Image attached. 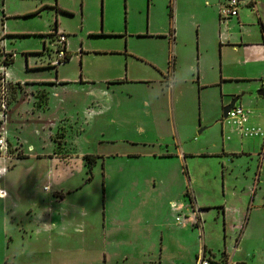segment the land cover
Instances as JSON below:
<instances>
[{
	"label": "rangeland",
	"instance_id": "rangeland-1",
	"mask_svg": "<svg viewBox=\"0 0 264 264\" xmlns=\"http://www.w3.org/2000/svg\"><path fill=\"white\" fill-rule=\"evenodd\" d=\"M245 8L258 23L253 8ZM169 14L166 0H0V34L4 23L10 36L6 48L14 54L10 73L22 83L12 106L9 134L11 141H20L25 153L10 174L0 179V189L6 193V200H0V264H160L157 231L165 218V196L188 202L187 192L199 206H211L203 218L206 232L215 248L223 250L226 236L228 244L233 236L222 220L216 225L225 191L228 203L236 209L240 205L245 214L252 199L250 185L264 198V170L258 179L261 168L256 157L264 154L263 139L245 138L232 147L226 141L229 152L244 153L229 158L222 151L223 110L218 125L187 128L200 115V96L190 84L173 108L163 99L156 101V88L123 84L113 85L111 97L102 101L92 98L88 90L69 86L58 91L60 99L53 98L50 111H40L48 96L37 83L56 79L44 51L50 47L47 39L56 24L70 39L72 52L82 45L89 53L84 63L76 57L61 67L59 79L79 80L83 70L85 78L126 79L128 67L139 65L129 58L130 52L163 46L159 38H137L138 34L168 32ZM256 80L237 103L250 107L253 126L264 131V98L258 95L261 84ZM245 88L243 82L232 83L226 91L242 96ZM135 90L143 94L135 97ZM86 107L102 109V113L86 121ZM64 132L71 142L76 141L75 152L93 156V163L83 167L79 160L73 172L58 173L51 180L48 160L63 155ZM180 152L190 153L182 163V176L177 167ZM164 154L173 156L157 158ZM263 205L260 200L252 203L251 208H258L257 221L252 236L244 241V253L238 255L248 264H264V247L254 239L257 233L264 234ZM142 209L149 215L130 229L129 222ZM235 211L231 214L236 217ZM57 213L64 217L65 226L52 224ZM252 250H257L255 259ZM185 259L188 263L164 254L161 264H194L191 255Z\"/></svg>",
	"mask_w": 264,
	"mask_h": 264
},
{
	"label": "crops",
	"instance_id": "crops-1",
	"mask_svg": "<svg viewBox=\"0 0 264 264\" xmlns=\"http://www.w3.org/2000/svg\"><path fill=\"white\" fill-rule=\"evenodd\" d=\"M239 1L238 16L228 20H222L219 16V10L223 5H226L229 0H200L199 2L193 0H166L167 8L170 13L166 22L167 25H169L167 28H170L168 32H149L150 35L147 34L144 37H142L143 33H140L137 36V38L146 39L159 38L163 42V46L141 53L130 52L129 58H131V60L136 59L139 65L128 67L129 70L126 79L117 78V76L101 80H95L91 77L85 78L84 70L79 80L59 79V69L61 67L70 64L76 57H80V62L84 63V56L89 54L85 53L86 50L83 49L82 45L79 51L75 53L72 52L70 50L71 41L67 39L69 60L59 67H52L54 68L53 70H55V77L57 80L55 78H49L44 82L37 83V85L41 87L40 90L45 91L48 96L47 103L44 106L45 109L42 108L40 111L43 113L50 111L53 98L60 99L58 91L65 90L69 86H76L82 91L88 90L92 98L102 101L105 99L107 100V97H111L110 88L113 85L123 84H130L134 87L138 86V88H140V86L156 88L159 92L156 96L157 98H155L157 99L156 101L165 100L168 106L171 105L173 108L177 99L183 93L184 87L190 84L193 86L194 92H198L200 96V115L197 121L194 120V118L191 119L188 123V127L184 126V128H190L192 126L195 127L194 130H196L202 126L209 127L214 123L218 125L219 120L217 119H220L224 107L229 105L235 98L239 100L242 97V99H244V97L247 96L245 95V91L249 93L252 89V79L255 78L257 79L256 81L259 82L264 74V0ZM245 7L253 8L252 14L256 13L255 16L258 17V23L254 19H250L251 13H249ZM261 9H263V12ZM260 25L262 26L261 34L263 40L261 39L259 31ZM149 27L152 28V25L150 24ZM55 29H57V24L55 25ZM3 35L10 38V36H8L9 34L6 32L4 23H2V35L0 34V37ZM12 64H14V58L12 59ZM139 69L140 72L138 71ZM11 78L13 81H18L14 72H11ZM242 82L246 85L242 96L226 91V86L229 84H238ZM134 92L135 97L143 94V92H138V90ZM20 93L21 89L19 93L16 94V98ZM240 106L247 110L250 109V107L244 104H240ZM131 111H133L132 113L134 114V111L137 112L138 108L132 109ZM101 113L102 109L94 110L90 107H86L83 116L87 121L94 115H99ZM253 115L254 113L250 111V118L248 121L250 127H254ZM148 116L152 117L150 114ZM56 121L58 123L62 122V120ZM57 122L56 124L52 122L53 124L51 123V125H57ZM178 126L179 124L176 121L175 128ZM221 126L222 137L225 139L222 146L223 154L229 158L243 155L244 153H239L237 152L238 150L232 153L229 152L228 146L226 147V141L231 142L228 144L232 147L234 146V142H242L245 138L240 135L235 127L226 124L225 121L221 122ZM227 126L229 128L226 129ZM59 129L60 126L57 127L54 133L58 132ZM179 129L180 127H178V130ZM64 133L63 142L60 147V150L62 152L64 151L63 155L60 154V156L62 155L61 158L54 156L48 160L51 165L48 177L51 178V180H53L58 173L67 174L73 172L74 166L77 165L76 162H79V160L83 167H85L86 164L85 157L88 155L75 152L77 146L74 143L76 141L73 142L72 139L71 142L69 140L70 136L66 135L67 132ZM262 139L264 141V138ZM184 153L180 152V157L177 159V167L179 168L181 176L183 175L182 163H184L183 161L190 155L189 152ZM172 156L173 155L170 154H164L157 158L171 159ZM256 157L260 158L261 171L260 175L257 176L259 177L258 179H260L262 170H264V154H256ZM10 172L11 170L3 178L7 177ZM185 182L184 179V188L187 183ZM257 186L258 183L256 182L254 187L256 188ZM184 188L181 193L185 196ZM249 193L252 199L246 214L240 205H237L238 207L236 209L231 205L232 203H228L226 191L224 205L217 207L219 211L216 225H220L222 220L226 232L228 229H231L233 234L229 244L227 243L226 236L223 243V250L215 248L211 241L210 234L206 232L208 224L203 218L208 210L212 209L211 206H205V204L199 206L198 203L194 201V197L191 196H188V202H181L175 200V197L172 195H166L164 207L165 218L160 222V227L157 231V237L162 251L160 255V264L162 263L164 254L173 256L181 261V263H188V260L185 258L191 255L194 264H197L196 261L201 256L209 260L210 264L212 260H214L216 264H248L249 260L238 257V255L244 253V241L252 236L254 224L257 221L255 214L258 208H251L252 203L254 204L256 200H260L262 203L264 202L263 196L259 195L256 189L253 190V185H250ZM0 200H6V197L0 196ZM232 209L237 211V213L235 211L237 214L236 217L231 214ZM50 212L51 214L54 213L52 211ZM261 212L264 213V205L263 208H261ZM131 213L133 214L134 212L132 211ZM136 213L138 214L134 215L135 219L131 220L128 224L130 229L135 227L134 223H136L139 218H144L145 215H149V211L145 209H142V211L138 210ZM220 214L222 218H219ZM230 214L232 217H230ZM63 218L64 217L59 213L55 214L54 218L52 216V224H57L62 227L65 226ZM145 228H150V222L146 223ZM254 239L257 240L260 247H264V240L261 241L264 239L263 233H257ZM251 254L254 259L258 257L257 250H252Z\"/></svg>",
	"mask_w": 264,
	"mask_h": 264
},
{
	"label": "built area",
	"instance_id": "built-area-1",
	"mask_svg": "<svg viewBox=\"0 0 264 264\" xmlns=\"http://www.w3.org/2000/svg\"><path fill=\"white\" fill-rule=\"evenodd\" d=\"M239 0H229L219 10V16L222 20H228L238 16ZM50 47L44 48L48 53L50 67H59L69 60V52L67 46V35L57 29L49 34ZM2 47L0 48V179H2L13 167H15L25 155L23 145L17 139L11 141L9 134V123L12 106L15 101L16 94L19 93L22 83L13 81L10 73L13 54L7 50V36L0 37ZM52 55H51V54ZM261 89H264V74L260 79ZM250 111L236 104L229 112L228 117L224 119L225 123L234 127L239 131L243 138H264V131L260 128L250 127L248 121ZM31 153L33 148L28 149ZM4 190L0 189V196H5ZM197 264H210L203 256L196 261Z\"/></svg>",
	"mask_w": 264,
	"mask_h": 264
},
{
	"label": "water",
	"instance_id": "water-1",
	"mask_svg": "<svg viewBox=\"0 0 264 264\" xmlns=\"http://www.w3.org/2000/svg\"><path fill=\"white\" fill-rule=\"evenodd\" d=\"M258 95L264 98V89H260L258 91ZM237 102H238V98H235L229 103V105L224 107V109H223V119H226L228 117L229 112L234 108V106L237 104Z\"/></svg>",
	"mask_w": 264,
	"mask_h": 264
},
{
	"label": "trees",
	"instance_id": "trees-1",
	"mask_svg": "<svg viewBox=\"0 0 264 264\" xmlns=\"http://www.w3.org/2000/svg\"><path fill=\"white\" fill-rule=\"evenodd\" d=\"M93 159H94L93 156H89L88 155V156L85 157V160H86L87 164H92L93 163ZM186 195L189 196L188 192H187Z\"/></svg>",
	"mask_w": 264,
	"mask_h": 264
},
{
	"label": "bare ground",
	"instance_id": "bare-ground-1",
	"mask_svg": "<svg viewBox=\"0 0 264 264\" xmlns=\"http://www.w3.org/2000/svg\"><path fill=\"white\" fill-rule=\"evenodd\" d=\"M47 189V188H46Z\"/></svg>",
	"mask_w": 264,
	"mask_h": 264
}]
</instances>
